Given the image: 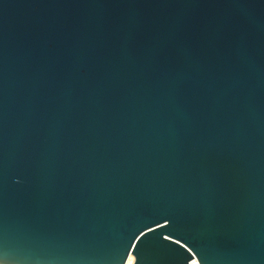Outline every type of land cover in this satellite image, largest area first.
Wrapping results in <instances>:
<instances>
[{
  "label": "water",
  "instance_id": "95a60500",
  "mask_svg": "<svg viewBox=\"0 0 264 264\" xmlns=\"http://www.w3.org/2000/svg\"><path fill=\"white\" fill-rule=\"evenodd\" d=\"M264 264V0H0V264Z\"/></svg>",
  "mask_w": 264,
  "mask_h": 264
},
{
  "label": "built area",
  "instance_id": "2783aa9c",
  "mask_svg": "<svg viewBox=\"0 0 264 264\" xmlns=\"http://www.w3.org/2000/svg\"><path fill=\"white\" fill-rule=\"evenodd\" d=\"M189 264H200L196 257H194Z\"/></svg>",
  "mask_w": 264,
  "mask_h": 264
},
{
  "label": "bare ground",
  "instance_id": "6f19581e",
  "mask_svg": "<svg viewBox=\"0 0 264 264\" xmlns=\"http://www.w3.org/2000/svg\"><path fill=\"white\" fill-rule=\"evenodd\" d=\"M127 264H133V257H130V258L128 259Z\"/></svg>",
  "mask_w": 264,
  "mask_h": 264
}]
</instances>
